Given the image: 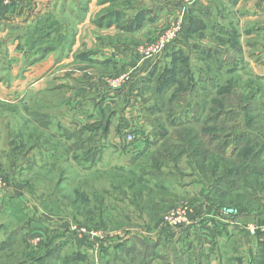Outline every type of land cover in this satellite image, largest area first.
Instances as JSON below:
<instances>
[{
	"label": "rangeland",
	"instance_id": "1",
	"mask_svg": "<svg viewBox=\"0 0 264 264\" xmlns=\"http://www.w3.org/2000/svg\"><path fill=\"white\" fill-rule=\"evenodd\" d=\"M157 1L162 3L161 0H123L119 3L137 7L130 21L138 13H146L143 6ZM180 1L184 3L183 13L178 12L177 17L174 15L166 20V28L164 26L160 31H171L177 23L182 26V31L188 26L192 14L197 17L199 26L204 25L201 30L193 31V38L204 46L200 42L190 44L189 40L186 41L187 32L180 31L173 35L178 41L173 45L170 42L160 53L150 55L157 59L160 57V63L156 68L154 66L153 76L150 75L144 83L147 96L146 100L140 98L137 103L139 113L133 122L135 128L118 122L117 129L102 136L101 131L96 133L89 128L97 122L76 130L71 126L63 129L58 125L53 115L79 101L75 99L78 95L76 87L86 82L85 77L69 78L73 84L69 94L62 90V86H50V68L30 86L0 83L3 86L0 92V180L7 185L0 189V240H7L10 236L17 241L7 248L9 258L6 264H24L30 259L35 261L34 264H251L255 255L253 252L246 255L243 244L248 240L243 235L238 236L240 232L236 230L226 242L225 249L211 251L204 244L203 237L210 239L209 234L214 232V224L208 219L211 216H204V210L206 206L211 207L222 221H228L227 216H222L223 209L227 208L237 211L236 218L230 221H239L240 217L248 221L264 220L263 172L240 174L232 180L233 187L228 193L223 194L221 187L224 183L215 184L213 179L218 174L235 171L236 157H226L227 160L216 164L215 157H210L205 165L200 166L195 163L198 157L201 159L198 154L180 157L174 164L166 160L156 163L153 158L155 146L147 142L155 140L156 136L147 135L155 128L162 135L165 132L169 142L178 143V139L174 140L177 136L175 128L169 126L171 117L167 118L173 111L168 110L180 112L185 102L195 99V94H199L196 99L200 105L201 97L206 95L208 101L202 107L203 114L197 115L199 122L193 123L194 119H190L194 126L191 128L195 130L213 104L223 108L217 99L220 95L222 100L232 98L229 105L237 109L232 110L237 111L241 119L249 97L246 113L248 111L250 118L254 117L251 125L264 126V34L244 41L243 46L239 40L241 49L237 50L238 41L229 35L233 32L225 34L211 26L213 16H218L217 20H222L219 24L230 31H237L240 38L238 28L231 21L234 14H225L227 5L233 6L230 1L206 3L212 7L210 13L198 0ZM57 5L51 6L50 3L51 14L71 26L73 23L75 31L79 24L77 19L68 18L72 16L70 11H63ZM160 34L141 43L138 52L153 46ZM183 34L187 36L186 42L179 40ZM23 42L27 47L31 44L26 39ZM67 43L65 47H68ZM62 45L61 42V52ZM248 45H252L250 49ZM165 48L168 49L166 52ZM174 65L183 69L186 77L180 82L183 85L170 86L164 94H157L154 91L157 77ZM68 74L72 75L71 72ZM206 78L209 86L204 89L203 80ZM193 81L195 90L179 97L182 98L179 104L177 100L173 104L167 101L170 94L185 91ZM220 88L223 91L218 94ZM229 93L233 95L230 97ZM89 94L92 96L87 94L86 98L95 99L93 92ZM236 96L240 98L237 100ZM161 98L166 102L164 107L158 105ZM146 107L153 113L146 111ZM86 108L82 106L83 110ZM208 124L209 127L213 125L212 122ZM129 132L133 134L131 141L126 140ZM259 133L264 139V134ZM189 141L193 143L195 140L190 137ZM146 149L147 153L140 156ZM89 157L105 158L104 162L99 163L98 160L97 163L96 159V162L88 161ZM130 157H138L133 167L128 164ZM181 205L190 208L189 223L175 229L163 225L164 215ZM184 226H191L193 230L182 231ZM30 228H37L38 233L31 234ZM87 231L101 236L91 237ZM171 231H174L172 235L168 233ZM25 235V240H22ZM122 242L127 245H114ZM152 242H158L156 247L160 255L150 250ZM258 247L256 242V253ZM260 251L264 255V245ZM253 264L257 263L253 261Z\"/></svg>",
	"mask_w": 264,
	"mask_h": 264
},
{
	"label": "crops",
	"instance_id": "2",
	"mask_svg": "<svg viewBox=\"0 0 264 264\" xmlns=\"http://www.w3.org/2000/svg\"><path fill=\"white\" fill-rule=\"evenodd\" d=\"M56 1L0 0V83L8 82L15 86L19 83L20 86L25 84L30 86L42 78L45 71L50 68V86H62V90L69 94V90L73 85L69 78L73 76L77 79L82 76L87 80L85 82L83 79L85 83L76 87V94L78 95L75 99H79V101H74L75 105L73 104L69 109L62 108V112L56 113L52 117L55 121L57 120L60 127L64 129L71 126L72 129L76 130L85 124L90 125L92 122L98 123L108 120L107 134L110 132L109 130L117 129L118 122L124 126L135 128L133 122H136L139 113L137 103L139 104L140 98L147 96L142 93L145 80L146 78L149 79L147 75L150 69L160 63L158 60L160 57L157 59L150 57V55L145 56L140 50L138 52V46L153 35L157 37L156 35H159L160 30L166 25V20L174 15L177 17L178 12L182 14L184 3L180 0H161L162 3L158 1L157 3H148L143 6L147 9V16L141 26L129 29L126 25L129 18L136 12L137 7L123 6V2L119 3L123 0H89L86 16L76 25L73 42L69 50L59 54L60 50L57 48L39 61L24 64L22 48H25L26 45L23 42L24 38H19L17 35L22 33V28L32 24L36 18L48 17L50 15V3L52 6L57 3ZM146 1L149 2L150 0ZM168 1L169 4H167ZM198 1L201 5L206 6L209 13L212 7L206 3H215L212 2L213 0H204V3L203 0ZM222 1H232L233 6L228 4L225 14H234L231 21L233 20V24L239 30V40L242 46L244 41L254 40L256 35L264 34V0ZM69 4L70 0H67L66 5ZM137 6H141V3ZM107 9H110L113 14L110 17L111 22L108 23V19L105 18L101 19V24H98L96 21L98 16H103L102 14L106 13ZM217 17L213 16L214 19H211V22L221 23L222 20H217ZM92 18L95 20H91ZM175 26L177 27L175 34H179L182 26L179 24ZM186 29L187 26L184 27L181 33H185ZM163 33L164 31L160 35ZM183 35L179 40L183 41L187 37L185 34ZM3 39H5L4 42H2ZM186 39V41L189 40L190 44L196 45L200 42V45L204 46L201 41L198 42L196 38H193V34H189ZM176 40L178 41L173 37L168 43L172 42L170 44L173 45ZM186 41L184 40V42ZM176 44L178 46L179 43ZM251 46L248 45L247 48L250 49ZM256 47L260 46L256 45ZM167 50L165 48L164 51ZM68 72H71L72 75H69ZM117 76H124L125 79L120 86H112L108 81L110 78ZM2 87V84H0V92L3 91ZM18 88L20 87L16 89ZM92 92L95 94V99L86 98L87 94L92 96L89 94ZM83 102L86 105H80ZM82 106L87 108L83 110ZM127 118L130 120L127 121ZM97 158V163L99 161V163L104 162L105 157ZM137 158L130 157L128 164H131L132 167L135 166ZM204 213V216H211L208 219L214 224V232L209 234L210 239L208 236H204L202 239L211 251L225 249L226 242L233 236V231L236 230L240 232L238 236L243 235L248 240L247 243L243 244L246 255L251 252L256 255L254 246L257 241H263L264 236L254 238V236L246 234L247 232L243 229L245 223L253 220L248 221L240 217L239 221H222L216 216V212L208 207L205 208ZM30 230L31 234L38 233L37 228H30ZM200 233L198 231V234ZM25 237L26 235L22 237V240H25ZM87 240L89 241L86 238ZM242 240L244 239L242 238ZM16 242V239L10 236L7 240H0V264H6V259L9 258L7 248L13 246ZM32 260L24 261V264H34L35 261ZM249 260L250 255L248 256ZM17 264H20V262Z\"/></svg>",
	"mask_w": 264,
	"mask_h": 264
},
{
	"label": "trees",
	"instance_id": "3",
	"mask_svg": "<svg viewBox=\"0 0 264 264\" xmlns=\"http://www.w3.org/2000/svg\"><path fill=\"white\" fill-rule=\"evenodd\" d=\"M66 1L67 0H57L56 4H58L57 6H59L63 11L65 9L67 11H70L72 16L68 18L77 19L78 22L82 21L84 19V16L88 8L89 0H70L69 5H66ZM110 11H111L110 9L109 10L107 9L106 13L102 14L103 16L101 15L98 16L97 18L98 20H96L97 23L101 24V19H105V18H107L108 23H110L111 22L110 17L113 15ZM146 16H147V11L145 14L138 13V15L132 18V20L128 21L126 26L129 29H131V27L138 28L141 26ZM59 19L61 18L57 16L55 17L50 12V15L48 17H40V18L38 17L33 21L32 24L22 28V33H19L17 37L19 38L23 37L24 39L27 40V42L29 41L31 43L29 44L28 47L26 46L25 48H22L24 64L34 63L36 61L43 59L52 50H56L57 48H59V44L61 42L63 44L62 45L63 52L65 50L70 49L74 37L73 23L71 26L67 23H64L63 22L64 19H62L61 21ZM196 21H198L197 17L191 14L186 29L187 35L189 34L191 35L194 33L193 31H199L201 30L202 27H204V25H202V27L199 26ZM78 22H75V24ZM211 26L214 28H218L220 31H222L225 34H229L230 32H233L229 35L232 36L233 39L238 41L239 46L237 47V50L241 49L239 43V35L237 31L235 30L230 31L227 27H223L219 25L216 21L211 22ZM67 35H70V38L67 39ZM38 41L40 42V45ZM66 41L69 42L67 43L68 47H65ZM59 54H62V52L60 51ZM178 67L179 68H176V65H174L169 69L166 68L165 71L163 72L165 74L161 73L157 77L156 86L154 87V91L157 94L159 95L164 94V92H166L167 89L170 88V86L171 87L179 86V84L183 85V83L180 82H183V80L185 81L186 77L182 73L183 69L180 66ZM219 68L220 66L218 67V69ZM154 72H155L154 67H152L147 76L150 75L153 76ZM166 73H169V76H166ZM206 80L207 78L203 80L205 84L204 89H206V85L209 86V83L206 82ZM168 81L169 83H167ZM189 83L191 84L189 86L187 85L185 91L173 92L172 94L169 95L167 101L173 104V101L177 100L179 104L180 99H182L179 97L183 96L184 94H187V92L192 93L195 90L194 86L196 85V83L194 81ZM146 87H147L146 85L143 87L142 93H144V91L147 90ZM221 91H223V89L220 88L218 90V94H220ZM231 94L233 95V93H229L230 97L232 96ZM194 97L195 99L192 98L191 100L185 102V104L181 107L182 111L180 110V112H176L172 109L168 110V111H173L170 115L167 116V118L171 117L168 119V122L170 123L169 126L175 128L174 130L177 133V136H175L174 140L178 139L179 141L178 143L169 142V138L165 137L166 135L165 132H163L162 135L159 132V130L153 127H152L153 130L150 131L149 134L147 135L148 137L156 136L155 140L153 139L152 141H147L148 145L155 146V151H154L155 155L153 156L155 162L157 163L158 161L161 162L163 160H166L174 164L178 162V158L180 157L188 156V155L195 156L196 154H198L199 156H201V159L200 157H198L195 163L199 164L200 166L201 164L205 165L206 162L208 161V158L210 157H215L214 164H216L217 162H223L224 160H227L226 157H236L234 160L236 164L235 171L225 174L223 173L218 174L215 178L213 177L214 178L213 183L215 184L224 183L221 187L222 188L221 193L223 194L228 193L230 188L233 187L232 186L233 183H231L232 180L235 179L240 174H245V173L249 174L257 171H260L261 173L263 172L264 174V139L260 137V133H259L262 132L264 134V126L258 125L253 127L251 125V122L253 121L254 117L250 118L248 111L246 113V110L248 109L250 103L249 97H247L248 105H246V107H243L245 109V112H243V116L241 119L240 117H238L239 114L237 113V111L232 110L235 107L233 108V105H229L231 101L230 99L232 98H229L227 101V98H225V100H222L221 95L218 96L217 99L219 100L220 104L223 105V108L222 107L217 108V106L213 104L210 110L208 111V113H206L205 119L201 121L200 127H197V130L193 129L194 126H192L193 125L192 122L193 123L199 122L197 115L200 116L201 114H203L202 107H204V105L208 101L205 95L200 98V100L203 99L200 105V101L196 99L197 97H199V94L198 96L195 94ZM236 97L237 100L238 98H240V96H236ZM142 98L146 100V97H142ZM165 104L166 102L164 99L162 98L159 99L158 105H160V107H164ZM227 106H229V110ZM212 108L214 109L212 110ZM145 110L148 111L149 113H153L150 112L151 109H148L147 107ZM183 118H185L186 120H184ZM190 119H194V120H192L191 122ZM176 120L177 122H175ZM209 122L213 123L211 127H209L208 124ZM108 126H109L108 120H104L102 122L92 123L91 127L89 128L96 130L95 131L96 133H99L101 131L102 136H104L107 134ZM247 126H251L252 128H247ZM170 137L172 138L173 136L170 135ZM190 137H192L195 140L193 143L189 141ZM247 148H249V150L245 151ZM147 151H148L147 149L143 150L140 156L147 153ZM96 158L97 157H89L88 161L91 160L94 162ZM157 168L159 167L157 166ZM213 187L214 189H216V186H214V184ZM211 192L213 193V189ZM198 214L200 215L201 213L198 211ZM237 217L240 216L238 215ZM232 218L228 220H232ZM235 218L236 217L234 216L233 219ZM253 222L264 223V220L256 219L253 220ZM181 229L182 231H186V232H191V230H193L191 226H184ZM173 232L174 231L168 233L172 235ZM258 236H264V234L258 233L254 235V238ZM157 243L158 242H152L151 245L152 248L150 250H153V252H157V254H159V250L156 247ZM145 244L146 246H148V242H146ZM114 245H116V247H118V245L125 247V245L127 244H125V242H122V243H115ZM257 245L259 247L256 255L254 256V259H251L252 260L251 264H253V261L256 262L257 264H264L263 251L258 252L259 250H262L264 245V240L257 241ZM99 255L103 263H105V259L102 256V254ZM55 258L56 256H54V259ZM36 260H38V258Z\"/></svg>",
	"mask_w": 264,
	"mask_h": 264
},
{
	"label": "built area",
	"instance_id": "4",
	"mask_svg": "<svg viewBox=\"0 0 264 264\" xmlns=\"http://www.w3.org/2000/svg\"><path fill=\"white\" fill-rule=\"evenodd\" d=\"M175 25H178V24H175ZM176 32H177V27L173 26L171 31H167L166 33L164 32L162 35H160L159 39L153 46L147 49L141 50L142 54L145 56H149V55L160 52L161 49L168 43V41H170L173 38V35ZM124 79H125L124 76H117L114 79H110L108 82L112 86H120L123 83ZM132 138H133V134L131 132L126 134L127 141H131ZM6 187H7L6 183L0 180V189L6 188ZM189 211H190V208L187 207V205H181L177 207L176 209L170 212H167L163 217L162 224L167 226L168 228H173V229H175L174 227H179L181 225L187 224L189 223V217H188ZM222 212H223L222 216H227L228 217L227 219H231L232 217L236 216L237 211L236 209H233V208H227V209H223ZM243 229L251 236H254L258 233L264 234V223H255V222L245 223L243 225ZM88 233L91 237L101 236L100 234L92 235L91 232H88Z\"/></svg>",
	"mask_w": 264,
	"mask_h": 264
}]
</instances>
